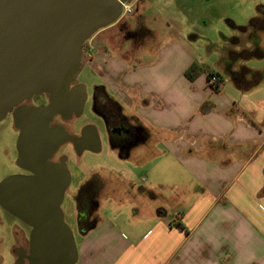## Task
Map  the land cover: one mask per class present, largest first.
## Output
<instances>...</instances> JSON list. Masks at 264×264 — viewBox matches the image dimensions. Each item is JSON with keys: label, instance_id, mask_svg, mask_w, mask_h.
Returning a JSON list of instances; mask_svg holds the SVG:
<instances>
[{"label": "crops", "instance_id": "0c3cea01", "mask_svg": "<svg viewBox=\"0 0 264 264\" xmlns=\"http://www.w3.org/2000/svg\"><path fill=\"white\" fill-rule=\"evenodd\" d=\"M115 26L92 37L88 64L143 138L125 151L110 144L111 164L78 189L92 181L96 224L82 234L75 213L76 264H264V68L249 66L264 58V1L236 31L249 39L229 78L223 50L209 66L179 36L157 49H133L124 36L116 45ZM196 61L221 74L218 91L207 73L186 78Z\"/></svg>", "mask_w": 264, "mask_h": 264}, {"label": "water", "instance_id": "95a60500", "mask_svg": "<svg viewBox=\"0 0 264 264\" xmlns=\"http://www.w3.org/2000/svg\"><path fill=\"white\" fill-rule=\"evenodd\" d=\"M131 0H0V123L12 114L20 131L17 164L30 175L0 183V206L31 228L27 252L15 264H76L74 234L62 205L71 185L67 157L53 162L65 143L78 153L101 150L94 126L71 135L51 126L56 116L83 115L87 89L76 84L83 47L123 17ZM45 95L49 103L21 104ZM95 141L87 142V133Z\"/></svg>", "mask_w": 264, "mask_h": 264}, {"label": "rangeland", "instance_id": "374dc122", "mask_svg": "<svg viewBox=\"0 0 264 264\" xmlns=\"http://www.w3.org/2000/svg\"><path fill=\"white\" fill-rule=\"evenodd\" d=\"M262 1L264 0H132V12L124 14L116 22L114 28L116 37L113 41L117 45L124 40L123 36L128 38V33L133 34L137 31L139 36L132 38L128 43L131 48L147 46L157 49L172 38L183 37L188 39L187 45L192 50L193 56L200 62L204 60L205 65L215 66L219 61V52L223 50L225 57L222 59V71L223 75L229 78L235 58L239 57V54H234V50L246 47L249 39L247 35L236 32L231 27L230 21L241 26L248 25L257 12L258 4ZM159 35L162 36L163 41ZM235 36L237 38H234ZM91 39L84 44L82 67L75 78V83L83 84L87 89L83 115L76 120L79 124L94 126L98 130L104 148L97 154L84 152L79 155L77 151L72 152L64 147L54 158L58 161L59 154L62 153L67 157L71 185L66 191L62 210L65 222L74 234L76 245L79 233L74 220L75 213H78L75 195L82 182L88 179L92 168L99 165L108 166L112 162L109 155L108 125L103 115L96 111L95 87L103 85L104 81L88 64L93 58L89 53L92 54L94 51ZM240 39H243V42ZM237 44L239 47H236ZM242 56L246 57L248 54ZM149 59L147 56L145 60ZM249 63L253 68H264V58L254 57ZM238 69L240 70L239 67ZM241 70V76L247 77V70L244 68ZM73 124L74 120L64 122L62 125L71 133H75ZM18 137L13 120L7 118L0 123V183L17 172ZM116 161L115 159L114 162L117 163ZM118 165L127 166L125 163ZM136 178H140L139 174ZM8 219L14 222V218L9 215ZM1 229L3 230L0 234V264H15L17 258L15 250L23 245L28 249L25 235L19 232L15 242L10 226Z\"/></svg>", "mask_w": 264, "mask_h": 264}, {"label": "flooded vegetation", "instance_id": "af4514ba", "mask_svg": "<svg viewBox=\"0 0 264 264\" xmlns=\"http://www.w3.org/2000/svg\"><path fill=\"white\" fill-rule=\"evenodd\" d=\"M134 36V37H131ZM139 36V33L136 31L133 34L128 33V37L132 38H137ZM78 83H73L72 86L76 85ZM49 103L48 98L43 95L40 97L34 96L31 99L25 101L22 103V106H30V107H40V106H45ZM95 104H96V111L103 115L105 118L108 128L107 132L109 135V142L113 147H118L121 149V151H125L131 147H134L139 144L140 140L143 138V132L141 127L139 126H133L128 118L122 115L121 109L119 106H117L109 96L105 94V91L103 89L95 88ZM7 118H10L13 120L12 114H9ZM6 118V119H7ZM78 118L75 116H72L70 119L66 120L62 116H56L51 123V126H61L65 128L62 124L67 121H72L74 120L73 127L75 129V133H71L69 130L67 132L71 135L74 136H81L82 129L91 126L89 124L87 125H82L77 122ZM16 133L17 135L20 134V131L16 128ZM88 139L87 142L93 143L94 138L93 134L90 132L87 133ZM101 138V137H100ZM102 140H101V145H102ZM69 148L72 152L76 151L73 144L68 142L65 143L60 150L55 154V156L61 151L62 148ZM63 154V153H62ZM62 154H59L58 161H55L53 157L52 161L53 162H59L61 158L66 157ZM16 158H18V150L16 152ZM17 172L14 173L13 176L17 175H23L27 176L30 175L31 173L20 168L18 164H16ZM8 215L12 218H14V222H10L8 219ZM4 226H10L13 232V238L15 242L17 241V237L19 232H22L23 235H25V242L28 243L29 247V234L31 231V228L25 225L23 222L9 214L7 211H5L1 206H0V234L2 233L1 227ZM28 249H25L24 245L21 247H18L16 251L17 257L22 254L23 252H27Z\"/></svg>", "mask_w": 264, "mask_h": 264}, {"label": "trees", "instance_id": "16d2710c", "mask_svg": "<svg viewBox=\"0 0 264 264\" xmlns=\"http://www.w3.org/2000/svg\"><path fill=\"white\" fill-rule=\"evenodd\" d=\"M254 22V21H253ZM231 27L238 32H246L248 27H243V26H237L233 22L230 21ZM202 73H207L208 78L210 79L212 76H217L219 80L222 82L221 74L211 70L209 67H205L202 64L198 62H193L188 69L185 72V76L188 80L194 81L198 76H200ZM252 74V72H251ZM101 89V88H99ZM216 91H218L219 87L214 88ZM91 182H87L82 188L78 191L76 195V201H77V207H78V223H79V229L81 230L82 234H86L88 231L93 229L95 227L96 221L95 219L91 218V209L92 207L90 206V199L93 198L91 192L90 196L87 193V190L90 191L91 188ZM86 196V197H85ZM84 199L85 202L83 201ZM93 203V202H92Z\"/></svg>", "mask_w": 264, "mask_h": 264}, {"label": "built area", "instance_id": "2783aa9c", "mask_svg": "<svg viewBox=\"0 0 264 264\" xmlns=\"http://www.w3.org/2000/svg\"><path fill=\"white\" fill-rule=\"evenodd\" d=\"M119 1V0H117ZM132 0L127 3V4H123V15L124 14H130L132 12ZM208 84L211 88H215V87H220L222 85V82L219 80V78L217 76H212L209 81Z\"/></svg>", "mask_w": 264, "mask_h": 264}]
</instances>
